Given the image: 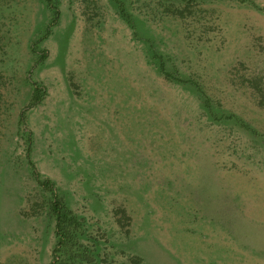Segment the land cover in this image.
Here are the masks:
<instances>
[{
	"label": "rangeland",
	"instance_id": "obj_1",
	"mask_svg": "<svg viewBox=\"0 0 264 264\" xmlns=\"http://www.w3.org/2000/svg\"><path fill=\"white\" fill-rule=\"evenodd\" d=\"M53 2L0 0V264H264V0Z\"/></svg>",
	"mask_w": 264,
	"mask_h": 264
},
{
	"label": "trees",
	"instance_id": "obj_2",
	"mask_svg": "<svg viewBox=\"0 0 264 264\" xmlns=\"http://www.w3.org/2000/svg\"><path fill=\"white\" fill-rule=\"evenodd\" d=\"M48 3L51 5L53 10L55 11V19L53 24L57 23L59 20V11L58 8L54 5L53 0H48ZM52 25L49 26L47 34L50 33ZM161 71L169 76L164 63L160 65ZM36 85V93H35V103L41 102L45 97V92ZM31 150L29 149V155ZM33 166V164H32ZM38 183L43 186L45 189L51 191L53 195L52 202V212L56 217V237L58 240V246L56 248L57 252L64 250L66 247H73L77 242V227L79 225V221L74 213L67 207L65 202L56 194L54 183L50 179L41 180L38 174H36ZM73 245V246H72Z\"/></svg>",
	"mask_w": 264,
	"mask_h": 264
}]
</instances>
